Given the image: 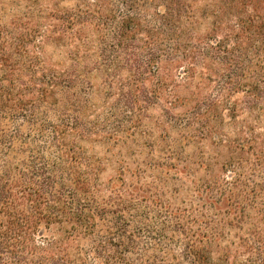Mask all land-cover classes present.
Listing matches in <instances>:
<instances>
[{
	"label": "rangeland",
	"instance_id": "rangeland-1",
	"mask_svg": "<svg viewBox=\"0 0 264 264\" xmlns=\"http://www.w3.org/2000/svg\"><path fill=\"white\" fill-rule=\"evenodd\" d=\"M160 4L139 9L140 27L124 41L121 57L138 62L149 57L154 45L146 39V25ZM204 4L212 2L199 3ZM127 12L120 0H8L0 18V30L7 33L14 16L34 21L47 74L75 86L80 130L69 129L65 142L73 145L82 173L93 175L90 191L97 202L80 209L83 218L93 212L96 229L87 237L81 224L46 239L61 235L67 242L62 249L76 264H97L92 248L114 249L110 240L116 242L119 234L132 236L130 261L145 254L161 262L162 250L178 248L177 226L196 221L203 228L216 213L210 205L225 201L230 185L250 189L261 176L252 174L251 165L264 168V104H245L242 92L219 95L218 66L190 68L183 61L166 70L156 63L149 82L152 75L167 76L156 92L152 82L144 87L128 70L114 72L113 29L126 16L135 17ZM188 68L192 73L186 75ZM71 118L64 115L61 123L66 127ZM48 119L55 123L53 115ZM50 136L45 130L38 143L45 145ZM49 155L56 157L55 150ZM223 236L221 247L244 238L234 229Z\"/></svg>",
	"mask_w": 264,
	"mask_h": 264
},
{
	"label": "trees",
	"instance_id": "trees-1",
	"mask_svg": "<svg viewBox=\"0 0 264 264\" xmlns=\"http://www.w3.org/2000/svg\"><path fill=\"white\" fill-rule=\"evenodd\" d=\"M7 1L0 0V18ZM159 1L161 7L148 21L156 26L148 23L145 31L154 50L138 62L121 57L126 53L124 41L140 27L139 9L153 6L156 0H120L135 17L126 16L113 29L115 42L110 48L117 52L112 66L115 73L128 70L144 87L152 82L156 92L167 79L152 75L155 80L149 82L156 63L166 70L183 61L190 68L215 65L214 74L223 79L217 86L219 95L242 92L248 99L245 104H264V0H210L212 4L202 6L201 0ZM24 20L28 22L23 24ZM11 23L12 32L0 30V264H76L62 249L67 242L61 235L46 239L57 229L75 231L81 224L87 237L96 229L93 212L83 218L80 209L85 202H97V193L90 191L93 175L82 173V163L72 157L73 145L65 142L69 129L80 130L75 86L57 74H47L34 21L27 15L14 16ZM189 73L192 69L188 68L185 74ZM50 115L55 123L48 119ZM64 115L72 116L66 127L61 123ZM45 130L51 136L41 146L38 137ZM53 150L56 157L49 155ZM251 167L254 176L261 175L258 182L250 189L230 185L226 200L210 205L216 213L206 219L203 228L196 221L190 227L177 226L173 234L179 239L178 248L162 250L161 262L145 254L130 261L134 251L128 247L132 244L129 234H119L116 242L111 239L112 250L94 246V262L264 264V168L260 164ZM227 229L244 238L237 239L236 246L221 247L219 239Z\"/></svg>",
	"mask_w": 264,
	"mask_h": 264
}]
</instances>
